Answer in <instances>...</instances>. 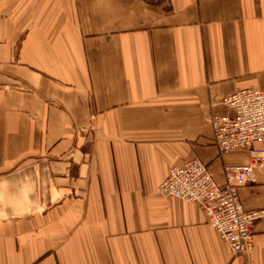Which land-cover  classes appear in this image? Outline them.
<instances>
[{
  "label": "crops",
  "instance_id": "crops-1",
  "mask_svg": "<svg viewBox=\"0 0 264 264\" xmlns=\"http://www.w3.org/2000/svg\"><path fill=\"white\" fill-rule=\"evenodd\" d=\"M264 91V0H0V264H264L158 193L201 161L218 186L221 100ZM264 149V148H263ZM264 210V168L239 188Z\"/></svg>",
  "mask_w": 264,
  "mask_h": 264
},
{
  "label": "built area",
  "instance_id": "built-area-1",
  "mask_svg": "<svg viewBox=\"0 0 264 264\" xmlns=\"http://www.w3.org/2000/svg\"><path fill=\"white\" fill-rule=\"evenodd\" d=\"M221 104L232 115L210 116L213 144L219 154L246 151L248 164L224 167L225 185L221 187L201 161L188 160L169 171L158 193L197 205L232 256L238 257L250 250L255 225L264 217V210H245L238 195L239 188L253 183V170L264 168V91L242 89L223 98Z\"/></svg>",
  "mask_w": 264,
  "mask_h": 264
}]
</instances>
